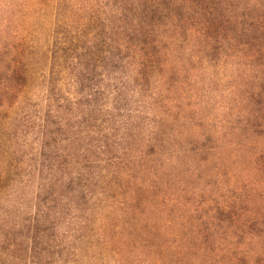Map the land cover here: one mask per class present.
Segmentation results:
<instances>
[{
    "label": "trees",
    "instance_id": "16d2710c",
    "mask_svg": "<svg viewBox=\"0 0 264 264\" xmlns=\"http://www.w3.org/2000/svg\"><path fill=\"white\" fill-rule=\"evenodd\" d=\"M0 264H264V0H0Z\"/></svg>",
    "mask_w": 264,
    "mask_h": 264
}]
</instances>
